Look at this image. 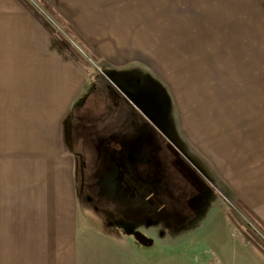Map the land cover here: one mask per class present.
<instances>
[{"label":"rangeland","instance_id":"374dc122","mask_svg":"<svg viewBox=\"0 0 264 264\" xmlns=\"http://www.w3.org/2000/svg\"><path fill=\"white\" fill-rule=\"evenodd\" d=\"M80 1L66 13L77 16L96 44L79 42L62 13L43 7L47 0H26L81 56L83 63H73L65 51L67 59H57L75 67L86 86L74 105L50 106L47 154L26 155L22 148L9 153L0 145V243L20 241L15 231L29 227L38 254L40 225L63 218L67 226L128 230L137 244L154 243L162 264L199 260L207 216L219 212L228 217L231 239L248 238L264 258V223L240 202L245 187L237 196L225 186L243 176L218 160L215 144L206 141H215L218 124L227 140L230 131L249 132L255 110L264 115V0ZM49 79L56 93L59 78ZM11 109L0 106L6 135L18 122L15 116L10 122ZM19 109L26 114L28 108ZM26 157L32 167L30 212L19 201ZM12 163L15 170L7 171ZM249 179L264 185L263 175ZM259 189L254 195L264 196V186ZM47 201L59 217L41 219ZM141 231L145 244L135 236ZM212 252L206 258L215 261Z\"/></svg>","mask_w":264,"mask_h":264},{"label":"crops","instance_id":"0c3cea01","mask_svg":"<svg viewBox=\"0 0 264 264\" xmlns=\"http://www.w3.org/2000/svg\"><path fill=\"white\" fill-rule=\"evenodd\" d=\"M47 1L57 12L62 13L61 16L65 21L87 43L96 44L85 26L81 22H76L77 16L66 13L80 7V0ZM94 49L99 52L96 47ZM63 53H65L64 50L22 4L17 0H0V106L13 107L10 122L15 124L14 116L18 121L7 135L0 127V145L3 148H8L9 153L12 152L11 148L14 150L22 148L26 155L47 154L49 122H51L49 119L50 106L57 108L74 105L77 97L84 93L85 81H78V78L75 77L78 73L77 69L69 62L57 59L61 56L67 59ZM72 60L74 63L75 60ZM54 62H60L62 65L60 67L53 66ZM50 75L59 78L56 93L50 92ZM255 106H257V102ZM19 107L28 108L27 113H21ZM258 114L259 117L264 118L261 111L255 110L252 114L255 120L247 134H242L239 130V132L230 131L233 132L232 138L226 140L220 136V132L217 130L220 129L218 124L216 127L218 135H216L215 141H212L211 138L206 141L215 144L213 150L216 155L220 156L217 157L218 160H222L223 163L226 161L233 170H238L237 175H242L246 179L245 182L244 178L240 176V183L234 180L235 182L231 184L228 182L223 185L231 188L232 193L237 196L240 195L241 187H245L242 191L246 197L242 195V198H239L240 202L250 208L249 210L254 211L256 217L264 223V196L256 197L254 195L260 191L259 187L264 185L256 184L255 181L249 179V177H257L258 174L264 176V136L258 137V133H264V124L260 123V119L258 120ZM222 116L224 117V115H217L216 118L221 119ZM68 118L69 116L67 122ZM0 121H3L1 117ZM221 130H225V127ZM59 138L57 133L55 139L59 140ZM238 139L239 142H237ZM70 149L74 154L73 149L71 147ZM21 153L23 152L21 151ZM20 163L23 165L22 169L25 173L24 177L23 174L20 176L24 180L25 196L19 201L22 208L26 212H30L27 206L32 200L28 194L33 188L32 167L29 157ZM258 164L262 166L254 168ZM75 165L73 164L74 167ZM247 165H251L252 169H246ZM73 166H69L70 170L74 168ZM69 168L67 169L69 170ZM6 169L14 171V163ZM246 174L251 175L247 176ZM65 180L66 178H64V182ZM13 184L14 182L11 183L12 186ZM61 197L62 203H65V196L61 195ZM52 204L53 202L48 203L47 201L43 208L44 212L41 213L43 214L41 219L54 213ZM54 214L59 217L58 212L55 211ZM27 216L26 214L18 217L28 218ZM207 218L211 221L208 222L206 241L202 245L204 258L184 260V264H264V258L260 257L255 248L247 244L250 242L248 238L231 239L230 223L226 215L211 212ZM213 218L217 219L216 226L213 225ZM45 221H48V217L45 218ZM20 229L19 232L15 231V236L18 235L20 241L12 243L9 240L8 243H0V264H162V259L159 254H156L159 252L155 251V248H151L154 243L146 246L137 244L130 240V232L121 229V227L78 228V226H67V222L63 218L55 222H47L44 226L40 225L39 232L43 236V242L39 247L38 254L35 255L33 243L29 239L34 234L33 229L29 227ZM238 232L240 231L238 230ZM210 251L217 253L218 257L215 261L206 258ZM262 255L264 254L261 253ZM183 262L167 260L163 264H182Z\"/></svg>","mask_w":264,"mask_h":264},{"label":"trees","instance_id":"16d2710c","mask_svg":"<svg viewBox=\"0 0 264 264\" xmlns=\"http://www.w3.org/2000/svg\"><path fill=\"white\" fill-rule=\"evenodd\" d=\"M17 1H19V3L22 4V6L42 25V27L46 31H48L50 36L54 39V41H56V43L61 47L62 50H64L67 54H69L76 62H80V63L84 62L81 56L78 54V52H76L74 47L69 43V41L59 31L55 30L54 27L36 9L30 6L26 2V0H17ZM42 5L45 9H47L48 12L56 13V10L48 2L47 4L46 2L42 3ZM55 15L59 16L57 13ZM59 17L61 18L62 21L66 23L69 30L75 35V37L77 38V40H79V42L88 44L82 38V36L69 23L65 21V19L62 16Z\"/></svg>","mask_w":264,"mask_h":264},{"label":"water","instance_id":"95a60500","mask_svg":"<svg viewBox=\"0 0 264 264\" xmlns=\"http://www.w3.org/2000/svg\"><path fill=\"white\" fill-rule=\"evenodd\" d=\"M135 236H136V239L143 244H145V243H147V241H149L142 232H136Z\"/></svg>","mask_w":264,"mask_h":264}]
</instances>
